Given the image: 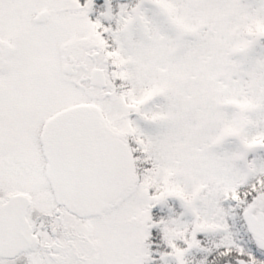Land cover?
I'll use <instances>...</instances> for the list:
<instances>
[{
	"label": "snow or ice",
	"instance_id": "obj_1",
	"mask_svg": "<svg viewBox=\"0 0 264 264\" xmlns=\"http://www.w3.org/2000/svg\"><path fill=\"white\" fill-rule=\"evenodd\" d=\"M252 64L264 0H0V264H264Z\"/></svg>",
	"mask_w": 264,
	"mask_h": 264
},
{
	"label": "trees",
	"instance_id": "obj_2",
	"mask_svg": "<svg viewBox=\"0 0 264 264\" xmlns=\"http://www.w3.org/2000/svg\"><path fill=\"white\" fill-rule=\"evenodd\" d=\"M252 7V5H249ZM260 21L257 22H251L250 21V30L252 27L259 25ZM137 34L142 36L144 39L146 38V33L142 29H137ZM180 38H184L183 35H178ZM260 72H263L260 70V67L258 64H252L250 66H246L243 70V73L240 74V79L242 80L241 90L244 94H246L249 98L251 95L256 91L255 85L261 80L259 78Z\"/></svg>",
	"mask_w": 264,
	"mask_h": 264
},
{
	"label": "rangeland",
	"instance_id": "obj_3",
	"mask_svg": "<svg viewBox=\"0 0 264 264\" xmlns=\"http://www.w3.org/2000/svg\"><path fill=\"white\" fill-rule=\"evenodd\" d=\"M249 15H252V13H250ZM258 20L260 21L259 18L253 16L251 22H257ZM183 39L184 38H180V37L177 36V40L178 41H182ZM135 45L139 49H141V53L140 54H146V55H149V56L152 55V49H150L148 47V37H147V35H146V38L144 39L142 36L138 35L137 32H136ZM179 51H180L179 48H177L176 50L173 51V62L174 63L176 62V57L178 56ZM138 59H139V55L134 54V57H133L134 63L137 62ZM259 78L260 79H264V71L260 72ZM188 87H189V90L191 92L195 93L197 90H199V89H201L203 87V81L200 80L199 77H197L196 79H194V80L189 82ZM240 91L242 92L241 88H240Z\"/></svg>",
	"mask_w": 264,
	"mask_h": 264
}]
</instances>
